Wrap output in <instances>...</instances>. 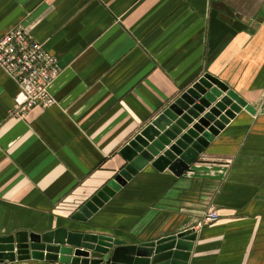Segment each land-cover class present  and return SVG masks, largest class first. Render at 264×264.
<instances>
[{
	"label": "crops",
	"instance_id": "0c3cea01",
	"mask_svg": "<svg viewBox=\"0 0 264 264\" xmlns=\"http://www.w3.org/2000/svg\"><path fill=\"white\" fill-rule=\"evenodd\" d=\"M18 25L61 72L55 104L24 113L0 67V236L64 227L141 243L193 229L180 264H264V0H0V37ZM205 74L250 110L180 176L149 164L73 220L127 164L122 148Z\"/></svg>",
	"mask_w": 264,
	"mask_h": 264
},
{
	"label": "water",
	"instance_id": "95a60500",
	"mask_svg": "<svg viewBox=\"0 0 264 264\" xmlns=\"http://www.w3.org/2000/svg\"><path fill=\"white\" fill-rule=\"evenodd\" d=\"M247 103L205 74L170 102L120 151L127 164L72 216L86 221L140 170L151 165L180 176ZM196 232L188 229L141 243L60 227L43 233L0 236V264L35 259L62 264H180L190 256Z\"/></svg>",
	"mask_w": 264,
	"mask_h": 264
},
{
	"label": "built area",
	"instance_id": "2783aa9c",
	"mask_svg": "<svg viewBox=\"0 0 264 264\" xmlns=\"http://www.w3.org/2000/svg\"><path fill=\"white\" fill-rule=\"evenodd\" d=\"M0 67L17 84L14 108L26 113L36 106L48 108L55 104L50 86L61 72L57 58L18 25L0 37ZM217 210L211 206L203 221L214 222Z\"/></svg>",
	"mask_w": 264,
	"mask_h": 264
}]
</instances>
